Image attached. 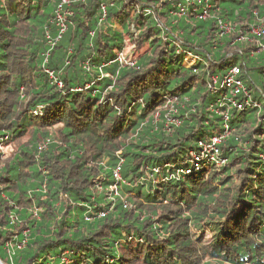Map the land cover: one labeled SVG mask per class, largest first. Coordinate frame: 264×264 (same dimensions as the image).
<instances>
[{
    "label": "trees",
    "instance_id": "16d2710c",
    "mask_svg": "<svg viewBox=\"0 0 264 264\" xmlns=\"http://www.w3.org/2000/svg\"><path fill=\"white\" fill-rule=\"evenodd\" d=\"M59 1L0 0V264H264V0H86L45 62Z\"/></svg>",
    "mask_w": 264,
    "mask_h": 264
},
{
    "label": "built area",
    "instance_id": "2783aa9c",
    "mask_svg": "<svg viewBox=\"0 0 264 264\" xmlns=\"http://www.w3.org/2000/svg\"><path fill=\"white\" fill-rule=\"evenodd\" d=\"M86 0H60L54 11V26L56 28V32L53 36L47 31L45 34L46 46L48 47V52L44 55V61H47V58L50 54V51L55 48L57 44H59L64 35L69 31V29L74 30V27L71 23V18L73 13L71 11L72 4L76 3H84ZM211 0H184V4L186 7H192L194 10L197 6H207ZM102 11V20L105 19L106 9L105 6L101 7ZM205 14V13H204ZM205 17V15H203ZM223 26L222 28H224ZM228 28H225L227 31ZM252 33L259 37H264V26L261 25L256 29H252ZM93 33H91L92 35ZM124 59V57H120V61ZM45 73L47 75L48 80L51 84L57 86L58 88H62V84L58 79L57 75L48 69H45ZM213 83H216V80H213ZM221 86L225 88L230 96L233 98L232 104L237 110H242L248 103L249 94L245 88V85L240 79V70L237 67L231 68L222 78ZM214 90V89H213ZM226 119V118H225ZM220 144V138H213L211 141L210 147H205L204 151L210 155H218V151L216 147ZM119 166L115 169L114 177L117 181L120 180L119 176ZM115 191L114 188L111 189Z\"/></svg>",
    "mask_w": 264,
    "mask_h": 264
},
{
    "label": "rangeland",
    "instance_id": "374dc122",
    "mask_svg": "<svg viewBox=\"0 0 264 264\" xmlns=\"http://www.w3.org/2000/svg\"><path fill=\"white\" fill-rule=\"evenodd\" d=\"M263 38H264V37H263ZM168 123H171L170 120L168 121ZM14 150H15V148H13V146H12V147H9V148H4V149H2L1 151L3 152V154H4L5 156H8V155H10ZM109 197H110V196H109Z\"/></svg>",
    "mask_w": 264,
    "mask_h": 264
}]
</instances>
